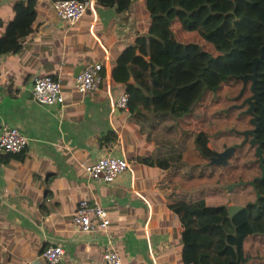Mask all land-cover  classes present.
<instances>
[{"label": "crops", "instance_id": "crops-1", "mask_svg": "<svg viewBox=\"0 0 264 264\" xmlns=\"http://www.w3.org/2000/svg\"><path fill=\"white\" fill-rule=\"evenodd\" d=\"M14 1L0 0V46ZM52 7V0H34L35 16L20 47L0 51V123L15 125L27 137L19 151H0V264H49L41 255L49 244L64 249L55 264H107V248L118 252L122 264H191L183 261L182 221L169 202L183 198L177 194L183 191L192 192L185 200L216 201V192L208 191L213 173L226 177L228 167L238 170L240 164L228 159L230 155L221 163L209 158L235 139L228 135L231 125L242 128L246 121L225 117L216 125L213 110L199 113L194 106L181 119L147 133L127 109L116 107V97L126 91L110 76L119 52L146 30L149 12L144 0H130L106 24L91 0L76 21L60 18L48 29L41 28L52 16ZM172 28L178 41L214 52L196 31L183 29L177 21ZM96 61L101 64L99 88L79 92L74 76L82 65ZM42 74L59 81L61 105L31 98L32 78ZM216 128L223 130L216 135L223 144L219 150L210 134ZM198 130L207 131L206 145L214 150L206 163L194 140ZM102 154L127 161L109 182L88 178L82 168ZM79 199L104 208L105 230L83 231L73 223Z\"/></svg>", "mask_w": 264, "mask_h": 264}, {"label": "trees", "instance_id": "trees-1", "mask_svg": "<svg viewBox=\"0 0 264 264\" xmlns=\"http://www.w3.org/2000/svg\"><path fill=\"white\" fill-rule=\"evenodd\" d=\"M129 1L93 0L102 7L116 3V12L125 9ZM144 6L149 12L145 32L135 35L119 52L110 71L111 78L123 83L128 93L130 115L149 133L198 106L199 113L214 111L216 125L226 118L244 119V127L231 125L228 129V135H235L228 145L240 142L241 130L252 124L250 114L244 111L246 105L239 103L251 90L246 82L239 92L242 80L238 75L251 71V59L264 43V0H144ZM13 11L0 51L14 52L20 47L21 36L30 31L35 16L34 0H15ZM176 21L183 29L196 31L214 52L192 41H178L172 28ZM129 74L138 86L126 82ZM255 89L260 101L254 108L255 134L264 151V48L256 63ZM222 131L216 128L210 132L216 150L223 146L216 137ZM206 132L198 130L194 138L205 163L214 152L206 145ZM254 147L248 140L234 147L228 159H238V170L228 167L226 177L213 173L214 184L208 191L216 192L215 202L205 203L200 197L185 200L192 193L186 191L177 193L183 198L169 202L182 221L184 262L264 264V177L255 179L254 186L249 183L260 173ZM229 183H234L230 189L222 187ZM230 204L240 208L227 216Z\"/></svg>", "mask_w": 264, "mask_h": 264}, {"label": "built area", "instance_id": "built-area-1", "mask_svg": "<svg viewBox=\"0 0 264 264\" xmlns=\"http://www.w3.org/2000/svg\"><path fill=\"white\" fill-rule=\"evenodd\" d=\"M91 0H54L52 6L57 15L64 21L72 23L85 12ZM102 79L101 64L90 62L82 65L74 76V87L79 92L95 91L99 88ZM30 96L40 103H63V96L59 81L49 74L35 75L31 81ZM127 92H121L115 99L118 108L126 109ZM27 142V137L15 125L0 123V151L17 152ZM127 166V161L122 156L102 154L93 161L82 164L88 178L109 182L122 169ZM73 223L83 231L105 230L108 224L107 213L98 202H87L79 199L72 212ZM64 252L62 246L49 244L44 246L41 255L49 264L58 262ZM107 264H122L118 252L107 248L103 253Z\"/></svg>", "mask_w": 264, "mask_h": 264}, {"label": "water", "instance_id": "water-1", "mask_svg": "<svg viewBox=\"0 0 264 264\" xmlns=\"http://www.w3.org/2000/svg\"><path fill=\"white\" fill-rule=\"evenodd\" d=\"M116 8H117V4L113 3L111 6L109 7H101L98 6L96 7V11L97 14L101 20V22L103 24H106V22L113 16V14L116 12ZM52 12V16H50L49 18H47L43 23H42V27L41 28H46L48 29L49 27L53 26L54 24H56V22L58 20H60V17L57 15L55 9L52 7L51 9ZM264 48V43L262 45L259 46L258 48V54L253 56L251 59L252 65H251V71L250 72H245V73H241L238 75V77L242 80L243 85L246 82V80H250V90L251 93L249 95H247L246 97H244L242 99V101L239 103V105H243L245 104V108L244 111L250 114L249 117V122L252 124L251 127L246 128L244 130H241V134L243 135L242 140L239 143H234L231 145L226 146L224 149H222L219 152H215L213 155L210 156V162H214V163H221L225 161V158L227 156L230 155V153L232 152V150L234 149V147L239 146L240 144H242L245 140H248V142L250 144H255L254 147V154L256 156V159L258 161V165L260 168V173L256 176H254L253 178H251L249 180V183L254 186V180L255 179H261L264 177V164H263V149L261 147V142L260 140L256 137L255 134V130L257 128V115L254 112V108H255V104L256 103H260L258 95H257V91L255 89V79H256V63L257 61L261 58L262 56V49ZM127 83L129 84H133L134 80L132 76L128 77ZM249 135V137H248ZM238 183H241V181L239 180ZM234 185V183H230L226 186H224L226 189H230L232 186ZM257 197L259 196V193L256 192ZM240 205L238 204H230L228 206V215L231 216L233 212H235V210L239 209Z\"/></svg>", "mask_w": 264, "mask_h": 264}]
</instances>
